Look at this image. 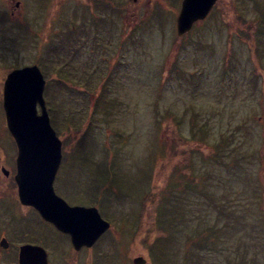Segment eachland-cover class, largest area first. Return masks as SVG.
<instances>
[{
	"label": "rangeland",
	"instance_id": "1",
	"mask_svg": "<svg viewBox=\"0 0 264 264\" xmlns=\"http://www.w3.org/2000/svg\"><path fill=\"white\" fill-rule=\"evenodd\" d=\"M31 1L0 32V157L4 76L37 64L54 189L101 206V246L118 230L146 264H264V0H218L182 35V0Z\"/></svg>",
	"mask_w": 264,
	"mask_h": 264
},
{
	"label": "water",
	"instance_id": "2",
	"mask_svg": "<svg viewBox=\"0 0 264 264\" xmlns=\"http://www.w3.org/2000/svg\"><path fill=\"white\" fill-rule=\"evenodd\" d=\"M215 1L182 0L176 16L178 35L203 19ZM44 84L43 74L35 64L11 70L3 83L6 126L17 147L18 196L22 203L34 206L59 230L69 233L75 247L91 244L109 223L100 217L95 207L69 205L54 192L53 181L61 160V140L49 121L43 97ZM30 247L39 251L33 262ZM20 256L23 258L21 264H48L46 253L39 246H23ZM139 258V264H143L142 257L135 258V264Z\"/></svg>",
	"mask_w": 264,
	"mask_h": 264
},
{
	"label": "flooded vegetation",
	"instance_id": "3",
	"mask_svg": "<svg viewBox=\"0 0 264 264\" xmlns=\"http://www.w3.org/2000/svg\"><path fill=\"white\" fill-rule=\"evenodd\" d=\"M29 1L0 0V15H4L0 17V32H2V27H4V20L6 17L5 15H7L9 20H11V18H13L17 14L19 18H22L25 11L24 5ZM89 1L92 5L93 3L110 4L109 8L115 10L121 7L120 4H117L116 0ZM217 1L218 0H216V2ZM31 2L35 7H41L44 11L49 10L50 0H33ZM94 7L95 6L93 5V8ZM44 11L40 12L39 14H46V12ZM209 13L207 15H209ZM84 14L91 15L92 12H84ZM19 21L15 22L16 25L14 26H21L19 24ZM22 29L23 31L25 30V35H27L28 33L29 35H31L33 33L32 30L30 32L29 29H26L24 27ZM31 42L35 44V38H31ZM12 47L13 46L9 48ZM23 65L25 64L20 63L17 67ZM13 145V152H8L7 150H5L3 152V157H0V184L3 186L2 190L0 191V259L4 258L5 264H21L23 258H21L20 256V251L21 248L26 245L42 247L46 252L48 264H53L50 261V256H52V254L57 257V264H68L67 261H70L71 264H135V258L142 257V255L138 254L133 255L132 257H128V246L126 244V241H124L123 239L121 240V236H118V230H113L112 234L115 237L119 238V240L123 244L120 241L116 240V238H114V240L109 241V243L113 244L112 248L101 246V244H99V241L108 228L103 233H101L93 243L83 244L80 247L76 248L71 241L70 234L59 230L50 221L44 219L34 206L22 203L18 196V187L15 177L17 174V148L14 140ZM0 151L2 153V149H0ZM74 159H76V157L73 156V160ZM71 163L78 165L80 164V162ZM63 167L64 161L62 157L55 178L58 177L59 173L62 171L60 168ZM54 191L70 205L95 207L98 210L100 216L104 219L99 210V207L101 206L97 204L96 200L85 199V201H83L82 197L62 195L58 193L56 189H54ZM94 195L97 194L93 193L92 196ZM85 197L91 196L87 193ZM54 233H56V237L54 236ZM115 251H119L118 258H116ZM38 252L39 251L34 249V247H30V258L33 259L32 262L34 260H37L39 254ZM69 256H71L70 259ZM142 258L144 260V264H146L148 262V259L144 257ZM137 262L139 264L141 262V259L139 258Z\"/></svg>",
	"mask_w": 264,
	"mask_h": 264
},
{
	"label": "bare ground",
	"instance_id": "4",
	"mask_svg": "<svg viewBox=\"0 0 264 264\" xmlns=\"http://www.w3.org/2000/svg\"><path fill=\"white\" fill-rule=\"evenodd\" d=\"M2 90H3V87H2ZM2 106H3V105H2ZM4 117H5V115H4ZM16 157H17V154H16ZM20 201H21V200H20ZM68 234H69V233H68ZM99 236H100V235H99ZM99 236H98V237H99ZM98 237H97V238H98ZM97 238H96V239H97ZM94 241H95V240H94ZM94 241H93V242H94ZM93 242H92V243H93ZM83 244H85V243L80 244L78 247H80V246L83 245ZM78 247H76V248H78Z\"/></svg>",
	"mask_w": 264,
	"mask_h": 264
}]
</instances>
